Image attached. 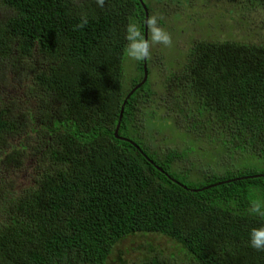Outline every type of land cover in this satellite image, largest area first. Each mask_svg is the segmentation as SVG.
Returning <instances> with one entry per match:
<instances>
[{
  "label": "trees",
  "instance_id": "16d2710c",
  "mask_svg": "<svg viewBox=\"0 0 264 264\" xmlns=\"http://www.w3.org/2000/svg\"><path fill=\"white\" fill-rule=\"evenodd\" d=\"M141 2L154 16L149 0H0L12 14L0 54L29 70L20 97L0 96V264H124L114 254L126 239L147 246L146 264H264L249 242L264 226L249 212L264 204V43L220 7L177 70L165 67L162 92L152 45L127 99L144 74L143 60L125 68L127 26L145 35ZM124 102L127 141L115 138ZM171 129L172 141L149 139Z\"/></svg>",
  "mask_w": 264,
  "mask_h": 264
},
{
  "label": "rangeland",
  "instance_id": "374dc122",
  "mask_svg": "<svg viewBox=\"0 0 264 264\" xmlns=\"http://www.w3.org/2000/svg\"><path fill=\"white\" fill-rule=\"evenodd\" d=\"M84 1L86 0H76L78 4L83 3ZM91 1L94 2V0H88V3ZM149 1L151 3L150 6L152 12L158 14V17L156 16L158 20L166 14L161 20L167 25L170 24L169 26L171 33L169 34L172 38V43L170 46H165L163 44H153V61L150 65L147 63V67L149 66V70L152 71L151 76H153L154 82L153 89L155 88L158 91L162 92L164 90V87L160 85L163 82V79H165L164 74L167 73L165 67L168 66L169 70H177L181 61L180 58L183 57L184 53H186L185 51L190 46V44L187 42V39L205 38V19L214 20V18H220V7L228 16L234 17L233 19L235 21H231L234 23L233 31L238 29V27H241L242 30L244 28V32L246 33L245 37H248L249 34L254 33V37H252V39L260 42L259 44L264 43V0L256 1L255 7H249V0H208L207 3H205V0H168L169 4H165V14L161 13L162 7H160V3L157 2L161 1L162 3L164 0ZM210 1L216 3L214 4ZM10 16H12V14L0 5V22L3 21L4 18H10ZM181 21L184 24H181ZM185 21H187V23ZM174 28L177 31L174 30ZM221 31V33H225L226 28ZM15 60V58L5 59L0 54V96L3 98V102L6 104L8 103L9 99L11 100L21 96L19 89L16 90L17 84L25 81V75H29L28 68H19V66L17 67ZM133 61L134 59L125 54V68L126 72H128L126 73L127 78L129 76L128 74H134V70L131 71L132 68L129 69ZM166 61H170L171 65L170 63H167L166 65ZM14 65H16V67H14ZM28 106L22 105L20 107L25 108ZM18 110H16L15 113L18 114L19 111H22ZM18 120L22 121V118L20 117ZM155 123L160 127H163L161 120H157ZM152 124L153 123H149L148 128H150ZM149 132L152 134L151 138L149 139H153V142L159 145L164 143L165 138L168 141H172L174 137H179V133L176 134L173 129L167 131L165 133V137L163 134L155 130ZM170 147L172 146L169 144L165 148ZM23 172L24 171H22V173ZM20 175L21 174L18 173L17 177H20ZM24 177H20L18 187H16L15 190L22 189L23 184L27 182ZM140 243L141 242L139 241H134V239H126L122 241V244L117 247L114 256L119 255V252H121L120 257L124 264H146V262L142 259V254L146 252L147 246L145 245L143 248ZM166 244V241L162 238H152V246L154 247V250L156 249L158 253H162V256L157 255L160 263H170L167 256L169 251L167 250Z\"/></svg>",
  "mask_w": 264,
  "mask_h": 264
},
{
  "label": "clouds",
  "instance_id": "9594fccd",
  "mask_svg": "<svg viewBox=\"0 0 264 264\" xmlns=\"http://www.w3.org/2000/svg\"><path fill=\"white\" fill-rule=\"evenodd\" d=\"M99 6L103 7L104 0H97ZM87 23V19L82 17L81 24L78 27H83ZM150 30V41L144 40L142 34L135 24H129L126 29V39L129 41L126 46V54L135 60H143L150 56L151 47L153 44H163L170 46L172 43L171 35L158 25V18L151 16L145 22ZM250 214H256L264 217V204L253 202L250 209ZM250 245L257 251H264V226L252 228L250 231Z\"/></svg>",
  "mask_w": 264,
  "mask_h": 264
},
{
  "label": "water",
  "instance_id": "95a60500",
  "mask_svg": "<svg viewBox=\"0 0 264 264\" xmlns=\"http://www.w3.org/2000/svg\"><path fill=\"white\" fill-rule=\"evenodd\" d=\"M141 4H142L143 10H144V12H145V22H146V21L148 20L147 10H146V8H145V6L143 5L142 2H141ZM144 28H145L144 40H147V24H146V23H144ZM145 60H146V59H143V62H144V64H143V72H144V74H143V80H142V82H141L140 84H138V85H137V86H136V87H135V88L129 93V95L127 96V99L132 95V93H133L134 91H136L139 87H141V86L146 82V80H147L148 75H147V69H146V65H145ZM124 105H125V102L123 103V106L121 107V111H120V115H119L118 124H117L116 130H115V138L120 139V140H123V141H127V140H125V139H123V138L118 137V129H119V127H120V122H121V119H122V114H123V107H124Z\"/></svg>",
  "mask_w": 264,
  "mask_h": 264
},
{
  "label": "flooded vegetation",
  "instance_id": "af4514ba",
  "mask_svg": "<svg viewBox=\"0 0 264 264\" xmlns=\"http://www.w3.org/2000/svg\"><path fill=\"white\" fill-rule=\"evenodd\" d=\"M158 3H160V7H162V9H161V13L162 14H165V4L167 3V4H169V2H168V0H164V2H162L161 3V1H157ZM142 5V4H141ZM144 5V4H143ZM143 8V7H142ZM144 11V10H143ZM153 13V12H152ZM153 15L154 16H157L158 17V14H155V13H153ZM166 15V14H165ZM165 15L163 16V17H161V19H163L164 17H165ZM161 19H159V20H161ZM158 20V21H159ZM162 21V20H161ZM144 23H145V21H144ZM164 23V22H163ZM150 37V32H149V29H148V26H147V40H148V38ZM150 39H151V37H150ZM150 41V40H149Z\"/></svg>",
  "mask_w": 264,
  "mask_h": 264
}]
</instances>
